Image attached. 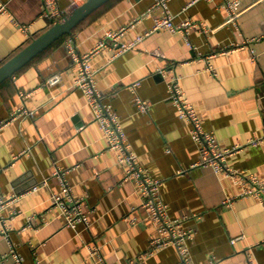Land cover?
<instances>
[{
  "label": "crops",
  "instance_id": "0c3cea01",
  "mask_svg": "<svg viewBox=\"0 0 264 264\" xmlns=\"http://www.w3.org/2000/svg\"><path fill=\"white\" fill-rule=\"evenodd\" d=\"M155 2L108 1L0 85V192L17 197L2 213L8 232L0 233V264H15L12 248L23 264H97L91 245L100 246L106 264H183L173 245L150 251L157 225L142 206L139 184L124 180L126 165L109 148L84 91L74 87L79 65L69 46L91 52L108 31L121 28L123 35L92 55L94 81L120 116L138 165L163 183L160 198L169 215L187 217L191 264H247L249 256L264 264L263 205L240 196L234 177L192 167L200 150L169 97L171 77L179 76L220 146L244 147L227 164L264 179V0H240L236 22L224 0H169L176 24L197 25L187 34L160 29L145 35L164 15ZM68 4L58 0L60 9ZM56 22L44 13L43 0H0V65ZM142 35L135 47L117 53ZM57 73L60 81L48 86L46 79ZM136 81L141 84L133 90ZM136 95L150 101L148 111L138 109ZM23 105L34 114L12 118ZM253 138L262 141L249 144ZM57 168L84 199L89 227L67 226L51 206L50 195L61 187ZM44 179L49 184L33 190Z\"/></svg>",
  "mask_w": 264,
  "mask_h": 264
},
{
  "label": "built area",
  "instance_id": "2783aa9c",
  "mask_svg": "<svg viewBox=\"0 0 264 264\" xmlns=\"http://www.w3.org/2000/svg\"><path fill=\"white\" fill-rule=\"evenodd\" d=\"M87 0H69V4L65 9H60L58 0H43L44 13L56 21L60 20L64 15L68 14L73 8L84 4ZM169 0H156L153 7L162 6L164 15L155 19L151 30H148L145 35L152 32L159 31L160 29H167L172 32H183L187 34L191 29L196 26V23L185 21L175 23L174 18L168 9ZM240 0H224L222 7L229 13V20L236 22L239 16ZM149 13H151L149 11ZM24 29H26L24 27ZM125 32V28H121L118 32H111L99 41L91 52L81 54L77 51L76 47L69 46L70 55L76 64L79 65L78 75L75 78L74 87L81 88L87 99L88 105L92 108L94 116L99 121L101 129L107 139L110 149L117 150L119 153V161L126 165V174L124 180L135 179L140 187L143 195L142 206L149 211L150 218L157 225V236L152 239L150 243V251L156 249L166 248V246L173 245L180 253L183 264H191V252L189 243L193 238V230L185 226L187 217H171L168 213L167 203L161 200L160 180L153 178L149 172L140 167L137 163V155L130 147L127 141L126 133L123 130L120 116L112 109L111 104L103 101L98 93L96 82L93 76V65L91 64V57L95 52L108 47L113 41L117 40ZM142 36L136 39L120 44L117 53H122L129 48L135 47L140 41L143 40ZM254 56V54H253ZM61 79L59 73L48 77L45 83L48 86L56 85ZM141 84L140 81L132 83L131 88L135 90ZM169 97L177 108L178 114L181 118L186 120L191 128V135L193 140L198 144L200 156L198 161L192 164V167H211L213 171L220 175L234 177L242 185L240 196L257 198L264 207V179L260 178L253 172H248L242 169L231 168L227 164V159L239 152L244 147L242 145H232L231 147H221L217 141L216 135L204 128L202 119L197 113L194 105L190 102L189 98L185 95L184 90L180 84L179 76L171 77L169 83ZM22 97L27 96V93H21ZM138 109L141 112L148 111L150 108V101L143 99L138 95L135 96ZM34 111L29 110L25 105L20 107L14 112L12 118H17L24 115H33ZM262 141V138H253L249 144L257 145ZM67 172L63 169H56L54 177L58 178L60 190L52 192L50 195V204L52 207L58 209L60 214L64 216L67 226L76 228L79 223H84L89 227V220L86 216L84 207V199L75 197L72 187L67 181ZM49 184L48 179H44L40 186H34L33 190H38L43 186ZM16 196L12 195L7 197L0 192V233L6 234L8 232L6 225L7 219L3 216V211L9 207V204L16 200ZM234 199L226 200L227 204H232ZM235 242V239L233 240ZM89 252L94 258H99L97 264H106L100 254L99 245L89 246ZM12 256L15 258V264H23V257L12 248ZM247 264H256L254 258L249 256Z\"/></svg>",
  "mask_w": 264,
  "mask_h": 264
},
{
  "label": "water",
  "instance_id": "95a60500",
  "mask_svg": "<svg viewBox=\"0 0 264 264\" xmlns=\"http://www.w3.org/2000/svg\"><path fill=\"white\" fill-rule=\"evenodd\" d=\"M109 0H87L84 4L73 8L54 25L45 30L30 43L22 47L18 53L0 65V85L11 78L27 63L31 62L40 53L47 50L53 43L64 35H71L73 29L94 11L105 5Z\"/></svg>",
  "mask_w": 264,
  "mask_h": 264
},
{
  "label": "trees",
  "instance_id": "16d2710c",
  "mask_svg": "<svg viewBox=\"0 0 264 264\" xmlns=\"http://www.w3.org/2000/svg\"><path fill=\"white\" fill-rule=\"evenodd\" d=\"M109 1H110V0H109ZM86 19H87V18H86ZM67 36H69V35H64V36H62L61 38H59L58 40H56V42L53 43L50 47H52V46L55 45L57 42H59L60 40L64 39V38L67 37ZM32 40H33V39H32ZM32 40H30L28 43H30ZM28 43H27V44H28ZM27 44H26V45H27ZM50 47H48V49H49ZM48 49H47V50H48ZM47 50H45V51H47ZM45 51H43L42 53H40L39 56H40L41 54H43ZM39 56H37L35 59L39 58ZM35 59H33L32 61H34ZM32 61H31V62H32ZM29 63H30V62H29ZM27 64H28V63H27ZM24 66H25V65H24Z\"/></svg>",
  "mask_w": 264,
  "mask_h": 264
}]
</instances>
